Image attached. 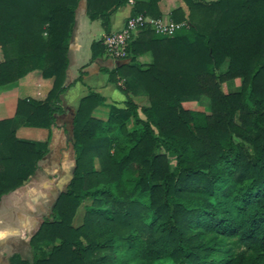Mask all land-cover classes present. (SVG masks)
<instances>
[{
    "label": "trees",
    "instance_id": "16d2710c",
    "mask_svg": "<svg viewBox=\"0 0 264 264\" xmlns=\"http://www.w3.org/2000/svg\"><path fill=\"white\" fill-rule=\"evenodd\" d=\"M82 1L105 36L130 2L0 0V87L34 74L52 83L44 99L20 98L0 120V202L38 190L58 116L69 110L62 96L87 68L99 61L109 82L126 79L127 96L119 107L90 90L70 109L60 143L69 180L49 197L29 256L10 263L264 264V0H184L189 14L178 7L172 20L187 25L173 37L142 28L115 64L102 36L63 88ZM160 1L136 0L132 16L161 18ZM147 53L151 63L140 62ZM203 96L211 112L185 106ZM20 126L48 129V139L18 137Z\"/></svg>",
    "mask_w": 264,
    "mask_h": 264
},
{
    "label": "crops",
    "instance_id": "0c3cea01",
    "mask_svg": "<svg viewBox=\"0 0 264 264\" xmlns=\"http://www.w3.org/2000/svg\"><path fill=\"white\" fill-rule=\"evenodd\" d=\"M136 0H130V2L121 8H119L112 17V32L120 31L123 29L126 21L133 15V5ZM212 1V0H207ZM178 7H181L186 15L189 14V7L187 6L184 0H161L159 2V8L162 12V19L167 21H172V11ZM100 22V21H99ZM187 24V22H185ZM105 36V32L103 34ZM78 37V36H77ZM77 44V39H76ZM139 61L142 63H151L152 56L150 53L139 57ZM113 62L118 64V60L114 59ZM114 63H102L107 64L109 66L114 65ZM101 62H96L89 68H87L88 75L84 78L83 82H77L69 90L65 93V98L62 96L64 106L69 109L63 115L58 116V125L53 129L52 139L53 142L51 143V152L45 157L42 161V166L40 171L37 173L39 184L37 185L38 190L42 189L46 191L45 194H36L38 190L28 188L23 190H19L18 192L11 193L3 198L0 202V212L2 211L3 207L10 210L11 218L10 220L6 221V218H2L0 221V231L6 230L5 234L0 233V257L4 255L7 251L11 250V254L15 253H25L29 250V238L30 236L39 228L41 224V218L43 215L48 214L51 201L49 197L54 196L55 192H59V189H62V186L65 182L69 180V174L71 172V163H70V153L68 150L63 149L61 151L60 143L64 141L63 138L68 137V133L66 134L65 129H69V124L67 123L68 117L71 115L70 109L76 108L77 105H73V102L76 101L79 104L80 99L87 95L90 90H94L100 92L102 95L107 97V103H114V102H121L120 105L124 104L126 100V94L120 89L119 86L123 85L126 79L120 80L119 84L111 83L106 79H102L101 76V69L100 65ZM71 67H72V58H71ZM226 67V65L224 66ZM72 72V83L78 77ZM13 93L15 94L16 105L14 109V113L12 116L3 115L4 111L2 110V102L0 103V120L5 118H10L15 115L16 107L18 100L23 97H34L37 99H44L49 90L52 87V83L50 80L42 79L37 74H34L26 79L15 82ZM44 83L47 84L49 87L46 94L44 96L38 95L40 91V84ZM71 85V84H70ZM12 86V85H11ZM8 85L1 87L0 90H7ZM46 87V85H45ZM124 87V86H122ZM118 88L122 91L116 94L119 98L113 99L111 93H109L112 89ZM10 90V88H9ZM6 92V91H5ZM5 92L0 93V101L5 98ZM134 95L144 93L142 89L135 88L133 89ZM125 96H124V95ZM64 95V94H63ZM137 102L140 98H145L143 96H135ZM146 101V100H145ZM118 104V103H117ZM29 128L35 127H27V126H20L17 129V136L26 139H33L37 141L44 142L48 139L49 130L44 128H36L40 130L38 134L40 137H33L32 135L26 134V131H31ZM35 133V132H34ZM29 136V137H28ZM32 136V137H31ZM60 172H58L59 170ZM57 176L55 173H57ZM51 176V178H50ZM11 204V207H10ZM9 205V206H8ZM3 222L4 224H2ZM11 255V256H12ZM10 256V255H9ZM27 257V256H26Z\"/></svg>",
    "mask_w": 264,
    "mask_h": 264
},
{
    "label": "rangeland",
    "instance_id": "374dc122",
    "mask_svg": "<svg viewBox=\"0 0 264 264\" xmlns=\"http://www.w3.org/2000/svg\"><path fill=\"white\" fill-rule=\"evenodd\" d=\"M73 34H74V37H73V42H72V47H71V52H70V57L72 58V67L71 68L73 70V73L75 75H78L80 72V67L91 61V57H92L91 45H92V43L94 41L100 40L104 34V30H103L100 22L99 21H91L89 19L88 15L86 13L85 1H82L81 5L79 7L78 25L76 26L75 33H73ZM76 39H77V44L75 42ZM223 69L225 70L226 67H223ZM100 77L102 79L107 78V81H108V75L106 73L102 72ZM239 82L240 81H236L235 84L238 85ZM15 84H17V83L8 84L7 90L6 89L0 90V93H4L6 91L5 92V98H3V100L0 101V103L2 102V105H3L2 106V110L4 111L3 115L12 116V114L14 113L13 111L15 109L16 99H17V98H15V94L13 93L14 92L13 88H14ZM70 84H72V82ZM70 84H69V86H70ZM45 85H46V87H45ZM40 86H41L40 87L41 89L38 92V95L44 96L49 87L47 86V84H44V83H41ZM122 86H124V84L119 86V87H122ZM9 88H10V90H9ZM233 88L235 89L237 87L235 86ZM0 89H1V87H0ZM118 92L122 93V91L120 89L114 88L109 93H111V96L113 99H118L119 97L116 95V94H118ZM65 93L63 95L64 98H65ZM145 100H146L145 98H140L138 100V102L140 105H142L145 103ZM114 103L115 104L118 103L117 106H119V107H125L124 104L120 105L121 102H114ZM73 105L78 106V102L74 101ZM185 106L188 108L194 109V110H200V111H204L207 113L211 112L210 99L208 97H205V96L201 97L198 101H192V102L185 103ZM106 110L107 109H105V108H101L99 111H97V115L101 116V117H105L107 114ZM0 113H2V112L0 111ZM29 129H31V131H26L25 132L26 134H29V136L32 135L33 137L34 136L40 137V134H38L40 132V130H38L36 128H29ZM169 161H170L171 169L174 170L175 165H176V159H175L173 154H169ZM50 178H51V176H50ZM10 207H11V204H10ZM6 208H9V207L4 206L2 211L0 212V221L4 217L6 218V221L10 220V218H11V212L9 209L6 210ZM77 221H78V218H76V222ZM1 223L4 224L3 222H1ZM0 233L5 234L6 230H1ZM29 250L26 251V254L21 253V255L23 257L29 256V254H30ZM11 255H12L11 250L10 251L6 250V253H4V255H2L0 257V264H11L10 263Z\"/></svg>",
    "mask_w": 264,
    "mask_h": 264
},
{
    "label": "built area",
    "instance_id": "2783aa9c",
    "mask_svg": "<svg viewBox=\"0 0 264 264\" xmlns=\"http://www.w3.org/2000/svg\"><path fill=\"white\" fill-rule=\"evenodd\" d=\"M186 25L184 22L176 23L173 20L165 22L162 18L157 19L145 14H139L128 18L120 31L106 35L104 45L110 56L120 60L126 57L129 43L140 29L151 27L156 34L173 37L180 28Z\"/></svg>",
    "mask_w": 264,
    "mask_h": 264
},
{
    "label": "water",
    "instance_id": "95a60500",
    "mask_svg": "<svg viewBox=\"0 0 264 264\" xmlns=\"http://www.w3.org/2000/svg\"><path fill=\"white\" fill-rule=\"evenodd\" d=\"M72 82V72H71V67L67 70V76L65 79V82L63 84V88L68 87L69 84ZM61 193V188L59 189V194Z\"/></svg>",
    "mask_w": 264,
    "mask_h": 264
}]
</instances>
